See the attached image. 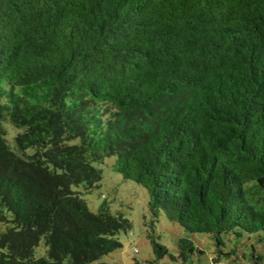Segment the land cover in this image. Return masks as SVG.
<instances>
[{
	"label": "trees",
	"instance_id": "obj_1",
	"mask_svg": "<svg viewBox=\"0 0 264 264\" xmlns=\"http://www.w3.org/2000/svg\"><path fill=\"white\" fill-rule=\"evenodd\" d=\"M105 168L146 192L145 264L161 213L176 264L196 232L264 264V0H0V264H109Z\"/></svg>",
	"mask_w": 264,
	"mask_h": 264
},
{
	"label": "rangeland",
	"instance_id": "obj_2",
	"mask_svg": "<svg viewBox=\"0 0 264 264\" xmlns=\"http://www.w3.org/2000/svg\"><path fill=\"white\" fill-rule=\"evenodd\" d=\"M84 197L91 211L96 212L101 202L106 199L111 201L113 210L123 211L124 215L132 222L130 230L118 234L123 246L105 255L102 260L109 262V264H145L146 260L155 258L152 244L145 232L144 221L150 218V213L143 187L132 180H123L120 174L105 168L101 185L85 194ZM145 217L146 220H144ZM155 225L159 235L158 241L168 248V253L158 259V263L176 264L170 255L177 254V239L185 233L183 228L178 223L169 221L163 213ZM3 229L4 227L0 225V232ZM193 239L204 250V253L199 256L202 264H213L212 258L215 256L216 247L210 234L196 232L193 234ZM45 250L46 247L41 241L35 250V256L44 255ZM222 262L225 261L222 260ZM88 264H96V262ZM233 264H236V261Z\"/></svg>",
	"mask_w": 264,
	"mask_h": 264
}]
</instances>
